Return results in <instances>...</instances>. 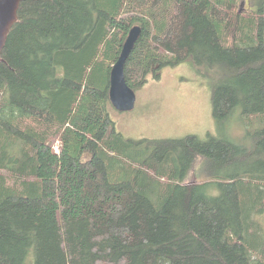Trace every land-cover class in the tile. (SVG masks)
Instances as JSON below:
<instances>
[{"label":"trees","instance_id":"trees-1","mask_svg":"<svg viewBox=\"0 0 264 264\" xmlns=\"http://www.w3.org/2000/svg\"><path fill=\"white\" fill-rule=\"evenodd\" d=\"M239 1L22 2L0 61V264H264V127L251 149L132 142L109 115L110 71L140 26L131 89L192 61L217 71L218 125L241 108L264 126V0ZM199 158L223 175L185 185Z\"/></svg>","mask_w":264,"mask_h":264},{"label":"rangeland","instance_id":"rangeland-1","mask_svg":"<svg viewBox=\"0 0 264 264\" xmlns=\"http://www.w3.org/2000/svg\"><path fill=\"white\" fill-rule=\"evenodd\" d=\"M257 1L240 0L239 8L242 11L256 10ZM217 79L216 70L196 67L192 61L168 67L163 69L159 80L149 77L146 85L136 91L135 109L118 112L111 105L109 115L117 132L127 141L162 142L196 136L206 142L212 135L251 149L250 135L264 126L258 123L249 125L241 108L234 111L227 123L218 125L213 119L212 107V93ZM61 147L58 139L54 152L59 153ZM220 175L223 174L213 167L210 160L199 158L188 172L184 184H207L218 181ZM207 193L215 197L219 195V190L211 185ZM260 221L264 227V217Z\"/></svg>","mask_w":264,"mask_h":264},{"label":"water","instance_id":"water-1","mask_svg":"<svg viewBox=\"0 0 264 264\" xmlns=\"http://www.w3.org/2000/svg\"><path fill=\"white\" fill-rule=\"evenodd\" d=\"M25 0H0V61L2 50L7 43V37L18 21V13L22 2ZM128 37L124 43L120 57L114 64L110 75V92L109 98L112 107L118 112H129L135 109L137 102L136 91L127 85L125 77V68L130 58L135 44L139 41L142 28L133 27L128 32Z\"/></svg>","mask_w":264,"mask_h":264},{"label":"bare ground","instance_id":"bare-ground-1","mask_svg":"<svg viewBox=\"0 0 264 264\" xmlns=\"http://www.w3.org/2000/svg\"><path fill=\"white\" fill-rule=\"evenodd\" d=\"M57 150V149H56Z\"/></svg>","mask_w":264,"mask_h":264}]
</instances>
